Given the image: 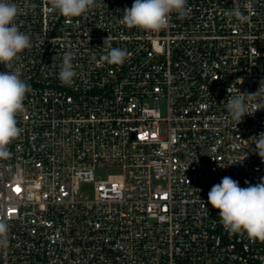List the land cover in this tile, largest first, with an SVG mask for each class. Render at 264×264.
I'll return each instance as SVG.
<instances>
[{"label":"built area","instance_id":"built-area-1","mask_svg":"<svg viewBox=\"0 0 264 264\" xmlns=\"http://www.w3.org/2000/svg\"><path fill=\"white\" fill-rule=\"evenodd\" d=\"M9 2L24 9L32 47L15 63L32 92L0 157V264H264V242L229 234L207 203L225 176L264 179L251 139L264 110L236 125L225 107L228 88L254 93L264 79V0H187L158 33L121 24L134 0L73 18L50 0ZM236 6L246 19L229 17ZM107 36L128 51L123 65L101 60ZM104 170L118 173L97 179ZM86 183L93 196L76 197Z\"/></svg>","mask_w":264,"mask_h":264},{"label":"clouds","instance_id":"clouds-1","mask_svg":"<svg viewBox=\"0 0 264 264\" xmlns=\"http://www.w3.org/2000/svg\"><path fill=\"white\" fill-rule=\"evenodd\" d=\"M50 4L66 18L79 17L98 6L97 0H50ZM23 11L17 3L0 0V64L6 69L0 72V157L9 155L7 146L21 134L16 117L24 112V101L32 92L31 86L22 79L21 68L15 63L24 50L32 47L30 35L20 31L16 23ZM189 11L187 0H134L130 8H124L120 22L128 28L158 33L167 26L171 14L175 13L182 19ZM228 15L238 20L246 19L238 6ZM102 48L101 60L107 65L121 66L129 57L126 49L111 46L109 36L104 39ZM75 56L72 50L63 53L57 78L64 86H71L74 82L76 72L72 61ZM227 91L225 107L236 125L245 116L264 110V79L254 93L233 95L229 88ZM251 139L255 145L253 151L264 162V132ZM245 184L246 187H241L238 181L225 176L211 187L207 203L218 210L220 223L229 234L246 233L250 240L264 242V179L257 184L248 181ZM8 232V225L0 220V247L7 246Z\"/></svg>","mask_w":264,"mask_h":264},{"label":"rangeland","instance_id":"rangeland-1","mask_svg":"<svg viewBox=\"0 0 264 264\" xmlns=\"http://www.w3.org/2000/svg\"><path fill=\"white\" fill-rule=\"evenodd\" d=\"M118 173V171L115 170H108V171H98L96 173L97 179H106L109 174ZM94 194V185L93 183H86L82 184L81 189L77 192L76 197H92Z\"/></svg>","mask_w":264,"mask_h":264}]
</instances>
